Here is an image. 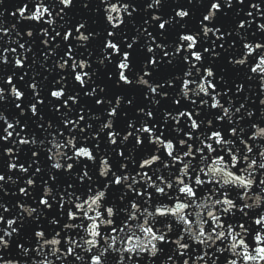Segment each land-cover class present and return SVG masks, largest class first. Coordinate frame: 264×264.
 Segmentation results:
<instances>
[{
	"label": "snow or ice",
	"instance_id": "snow-or-ice-1",
	"mask_svg": "<svg viewBox=\"0 0 264 264\" xmlns=\"http://www.w3.org/2000/svg\"><path fill=\"white\" fill-rule=\"evenodd\" d=\"M164 3L0 0V264H264V0Z\"/></svg>",
	"mask_w": 264,
	"mask_h": 264
}]
</instances>
